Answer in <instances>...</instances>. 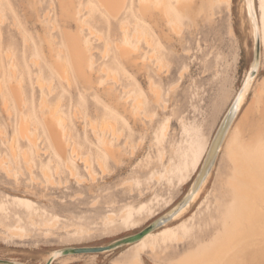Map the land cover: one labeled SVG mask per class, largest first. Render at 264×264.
Returning <instances> with one entry per match:
<instances>
[{"label":"rangeland","instance_id":"374dc122","mask_svg":"<svg viewBox=\"0 0 264 264\" xmlns=\"http://www.w3.org/2000/svg\"><path fill=\"white\" fill-rule=\"evenodd\" d=\"M10 1L16 5L19 18L23 21L22 26L27 31V39L29 37L24 44V37L20 34L21 44L16 47L18 67L21 74H25L22 80L25 84L27 108L22 107L21 111L15 108L14 117L7 118L0 106V129L4 131L0 135V154L8 156L13 169L10 172L14 175L7 177L0 171V259L20 264H44V258L51 250L66 246L105 245L143 230L145 225L171 208L185 194L205 162L209 143L222 117L235 95L237 100L238 93L244 86L242 84L240 88L243 82L241 79L237 87V78L233 75L235 62L243 57V62L248 63L250 68L252 43L250 36L244 34V27L240 26L241 17L238 15L236 0L232 3L231 11L225 3H219V0H212L214 5H211V0H195L191 12L186 11L184 14H180L175 1L167 0L171 16L181 28L180 31H173L159 16H154L151 21L158 25L155 27L157 37L153 35V38L163 69L157 76L153 63L146 60L147 69L130 70L139 79L141 88L135 85L133 79L128 81L132 85V91L142 96L144 112L149 120L132 119L128 113L123 112L118 99L122 93L116 87L118 90L112 95V100L119 107L115 108L113 104L110 106L120 115L116 125L123 132L121 141L127 140L130 144L122 147L123 156L118 163L112 162L104 156L97 141L87 132L88 139L83 141L81 151L90 154L97 181L92 183L88 180L84 185H79L69 178V173L60 164L62 171L55 178L58 186L51 189L45 184V178L38 167L40 162L47 165L49 157L34 155V168L27 169L21 157L15 161L7 153L5 146L6 140L13 135L20 141L17 125L21 114L27 116L28 113H33L31 118L37 121L36 127L31 124L32 129L39 140L44 136L38 96L33 87L35 69L30 64L32 56L44 54L37 37V33L43 35L42 26L37 23L38 17L29 8L28 0ZM37 1L38 13L43 14L48 10L47 18L52 19L51 6L54 0ZM80 2L88 4L87 0ZM39 3L42 6H38ZM253 5L260 31L257 75L249 86L255 90L257 78H264L260 76L264 72V19L259 14L260 0H254ZM85 9L86 7L82 11L83 15L89 12L90 7L88 12ZM132 10L133 13L128 10L122 18L130 25L137 23V18L140 19L136 0ZM98 15L97 12L93 13L96 21L94 24L86 16L85 22L95 31L91 41L97 51L96 59L98 62H105L99 51L105 50L106 37L111 42L108 46V55L110 53L111 56L116 52L113 42L119 41L121 33L118 31V21L105 22ZM144 19L150 22L149 19ZM1 33L4 34L0 27V35ZM87 33L85 29L84 34ZM10 34H13L12 30ZM96 34L102 35L104 40L98 35L101 40L99 42ZM139 46V56L146 59V55L150 53L149 48L144 43ZM141 58L137 59L139 63L142 62ZM148 73L155 76L161 91L157 101L152 99L148 90ZM181 74L183 78L179 77ZM121 79L124 81L125 77L121 76ZM110 82L109 79L106 80V83ZM63 89L66 95L63 100L66 105L64 111L68 115L75 98L88 114H92L90 100L101 101L100 93L93 89L79 87L74 91L75 96L67 86L64 85ZM237 107L240 113L227 129L213 172L207 174L208 179L200 187L198 199L192 201V205H188L180 217L167 222L158 230H151L150 236L144 241L125 245L126 247L109 253L62 257L53 264H129L135 258L141 264H165L212 245L223 234L225 225L229 224V213L237 207V198L228 183L233 173L228 143L232 138L238 141L246 139L251 127L261 126V118L254 114V102L248 95L244 105ZM260 108L262 113L264 105L260 104ZM245 119L247 125L242 128ZM70 120L75 124L71 116ZM75 129L76 134L83 138L85 131L82 125ZM21 144L22 142L17 143L18 146ZM131 148L134 149V155L131 154ZM95 152L104 159L105 175L95 167ZM69 161L73 165L76 162L77 174L87 178L82 164L73 157ZM48 167L53 170L51 163ZM108 215H113V220H109ZM31 218L36 224L30 223ZM53 221L56 223L52 230L40 228L44 222ZM9 228L22 230L26 234L25 239L17 240L11 236L7 231ZM205 237L208 242H205ZM180 239L182 241L178 242ZM150 245L155 252L149 251ZM137 248L140 249L139 254ZM193 248L196 251H192Z\"/></svg>","mask_w":264,"mask_h":264},{"label":"bare ground","instance_id":"6f19581e","mask_svg":"<svg viewBox=\"0 0 264 264\" xmlns=\"http://www.w3.org/2000/svg\"><path fill=\"white\" fill-rule=\"evenodd\" d=\"M80 1L54 0L51 6V9H53L52 19H48V10H45L43 14H39L36 5L38 1L28 0L29 8L36 12L35 15L38 17L37 23L42 26L43 32V35L37 33V37L38 42L43 46L44 54L32 56L30 64L35 69L33 72V87L38 96V109L43 124L44 136L39 140L36 132L32 129V125L36 127L37 121L32 120L31 116L33 113L31 115L28 113L27 116L21 114L17 125L20 141H17V138L13 135L5 142L7 153L15 161H17L18 157H21L27 169L34 168V155L37 157H49L47 165L40 162L38 167L39 172L45 178V184L51 189L58 186L55 178L62 171L60 164L69 173V178L75 180L79 185H84L88 180L92 183L97 181V173L93 167L90 154L88 152L82 153L81 151L84 144L83 141H87L88 139L87 132L97 141L105 157L114 163L119 162V159L124 154L122 147H127L130 144H128L127 140L121 141L123 140V132L116 125L120 115L110 106L113 104L115 108H118L119 104L112 100V95L117 92L118 89L116 87H119L122 96L118 97V99L121 101L122 111L128 113L132 119L149 120L148 115L144 112L142 96L140 93L135 94L131 89V83L128 82L130 79H133L135 85L141 88L139 79L134 77L130 73V70L132 68L137 71H141L144 68L147 69L148 62L145 63L146 60L153 63L157 76L160 74V70L163 69L162 59L157 53V46L153 38V35L157 37L155 27H158L156 22L151 23L154 16L161 17L165 24L173 29V31L175 30V32L181 28L178 21L171 16L167 0H136L140 19L137 18L138 22L133 25H130V23L122 18L126 16L128 10H131L133 13L134 0H87V5H83ZM173 1L176 2V8L180 14H184V12L191 10L195 0ZM236 1L238 15L241 17L240 26L244 27V34L250 36L252 43V62L253 60L258 62L260 56V31H258L254 7H252V15L248 16L247 14V5L251 3L254 6V0ZM219 3H225L228 10L231 11L229 0H219ZM39 4L38 6H42ZM211 5H214L212 0ZM88 6L90 7L89 12ZM84 7H86L85 10L88 12L85 15L82 13ZM96 12L105 22L109 20L118 21V31L121 33L119 41L113 42L116 52L111 56L110 53L108 55V46L111 42L106 37L105 50L99 51V53L103 54L101 57L105 59V62H98L96 59L95 53L97 51L91 41V37L94 36L95 31H93L94 28L92 26L90 27L85 22L87 21L86 17H88V20L90 17L89 21L94 24L96 21L93 13ZM18 13L16 5L11 3L10 0H0V27L4 33L0 35V106L1 111L7 118L14 117L15 108L19 111H21L22 107L27 108L26 99L24 98L25 84L22 80L25 74H21L22 71L20 72L19 70L16 47L18 44H21L19 41L20 34L24 37V44L27 43L29 37L27 39V31L23 28V21L21 22ZM144 17L149 19L150 22L146 21ZM72 26H74L75 30L71 29ZM85 29L88 31L87 34H84ZM11 30L13 34H10ZM230 32L233 34L232 29H230ZM96 35L95 37L98 41L100 37L104 40L102 35L98 34L100 37ZM32 43L38 47L35 42ZM140 43H144L150 50V53L146 55V59L139 56L141 51ZM41 45L39 46L40 48ZM139 58L142 60L140 63L137 61ZM251 67L252 63L250 69ZM257 68L252 76L257 74ZM121 76L125 77L124 81L121 79ZM179 77L183 78L182 74ZM107 79L111 82L106 83ZM251 80L253 79L249 80V86L252 82ZM147 83L152 99L155 101L160 99L161 91L157 86L155 76L148 73ZM64 85L71 89L73 96H75L74 91L79 87L93 89L97 93H100L101 101L95 100L94 102V100H90L92 114H88L79 105L78 99L75 98L71 113L68 115L64 111V106H66L63 102L64 97H66L63 93ZM242 89L245 95L243 99L236 100V106L240 105L242 107L247 99L248 90L244 89V86ZM239 95L240 92L238 93V97ZM260 104L261 102L257 98L254 102V114L258 115L259 118H261ZM70 116L74 119L75 124L71 123ZM74 125L76 128L82 125V129L85 131L83 138L76 134L77 131ZM246 125L247 119L244 120L242 128ZM3 133L4 131L0 129V135H3ZM261 137L262 128L258 125L256 128H250L246 139L238 141L232 138L228 143L229 160L233 166L232 177L228 183L237 198V207L233 212L229 213V224L225 225L221 237L217 238L212 245L200 252L187 254L173 262L165 264H186L187 261L193 259L206 262V264H221L223 261L245 258L242 254L245 249L251 246L255 247L256 254L247 258L260 259L259 243L262 218H264V214H262V206H264V145L261 143ZM113 140L115 142H112ZM18 142H22L20 145L21 149L17 145ZM40 142L42 145H39ZM131 154L134 155V149L132 148ZM70 157H73L85 167L87 178L80 177L77 174V163L75 162V165H73L69 161ZM93 161L96 169L102 175H105L106 166L104 159L98 152H95ZM50 163L53 167L52 171L48 167ZM11 170L13 169L8 156L0 154V171L7 177H11L14 176L11 174ZM201 188L191 191L193 195L192 201L198 199ZM186 209V207L182 210L177 208L176 211L172 210L169 212L167 215H170L171 219L167 222L180 217ZM113 217V215H108L109 220H113ZM30 223L36 224L33 218L30 219ZM55 223L56 221L44 222L40 228L52 230L55 227ZM7 231L11 236L16 237L17 240L25 239L26 234L18 228H9ZM150 232L151 230L146 231L134 242L144 241L150 236ZM181 241L182 239L178 242ZM149 251L155 252L154 247L150 245ZM60 253L61 251L55 252L56 255ZM52 255L45 256L44 264L50 262ZM133 261L140 262L138 258L133 259L131 262ZM51 263L53 264L54 262Z\"/></svg>","mask_w":264,"mask_h":264},{"label":"water","instance_id":"95a60500","mask_svg":"<svg viewBox=\"0 0 264 264\" xmlns=\"http://www.w3.org/2000/svg\"><path fill=\"white\" fill-rule=\"evenodd\" d=\"M256 75L257 74H254L252 76V79H254ZM242 84L243 82L241 83L240 88L242 87ZM239 113H240V110L236 106V95H235L226 113L222 117L218 127L216 128L214 135L212 136V139L209 143L208 153H207L205 162L203 163L199 172L194 176L185 194L171 208H169L163 214L159 215L153 221L145 225V228L143 230L133 235L130 234V235H126L121 238L115 239L105 245L66 246L60 249L51 250L49 252L50 255H52L53 253L54 255H52L50 262H47L46 264H51V262H54L58 260L59 258L71 256V255L103 254V253L113 252L120 248L126 247L125 245L127 244H130L138 240L148 230L153 231V230H158L162 228L167 223V221L171 219V216L167 215L169 212H171L172 210L176 211L177 208H180L182 210L184 207H187L188 205L192 204L191 202H192L193 195L191 194V191H196L198 188H200L202 184L204 183V180L206 179L208 172L210 173L211 171L213 172L218 156L221 152V146L224 141L227 129H229L232 123L235 122ZM225 122H227L228 127L224 126ZM57 251H61V253L56 255L55 252ZM18 263L19 262L14 263L12 261H6V260L0 259V264H18Z\"/></svg>","mask_w":264,"mask_h":264},{"label":"snow or ice","instance_id":"6c2138e0","mask_svg":"<svg viewBox=\"0 0 264 264\" xmlns=\"http://www.w3.org/2000/svg\"><path fill=\"white\" fill-rule=\"evenodd\" d=\"M234 0H229V7L232 6ZM252 4L248 3V16L252 15ZM259 14L262 19H264V0H260ZM258 66V62L253 60L251 69L249 68L248 63L243 62V57L240 60L235 62V72L233 75L237 78V87L239 86V82L243 79L244 89H247V95L255 102L256 98H259L261 105H264V78H257L255 90L249 87V80L252 79V74L256 70ZM243 73V76L241 75ZM261 77H264V72H261ZM245 92L243 89L240 90V95L237 99H243ZM225 127H228L227 122H225ZM261 127H262V137L261 143L264 145V111L261 113ZM262 214H264V206H262ZM205 242H208L207 237L204 238ZM137 254H139L140 249L137 248ZM192 251H196L195 248ZM256 254V249L254 246H251L244 250L243 256L245 258L235 259L230 261H223L221 264H264V218H262V226H261V235H260V243H259V260L248 259V256H254ZM131 264H140L139 261H133ZM186 264H206V262L199 260H189Z\"/></svg>","mask_w":264,"mask_h":264}]
</instances>
